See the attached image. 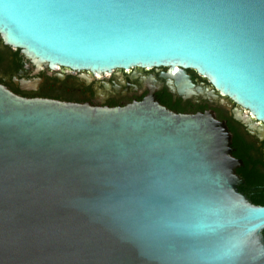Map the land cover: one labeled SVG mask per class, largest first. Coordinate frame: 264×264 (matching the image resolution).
Returning <instances> with one entry per match:
<instances>
[{"label":"water","instance_id":"obj_1","mask_svg":"<svg viewBox=\"0 0 264 264\" xmlns=\"http://www.w3.org/2000/svg\"><path fill=\"white\" fill-rule=\"evenodd\" d=\"M0 36L51 67L195 68L264 134V0H0ZM231 143L213 114L150 97L0 84V264H264V197Z\"/></svg>","mask_w":264,"mask_h":264},{"label":"flooded vegetation","instance_id":"obj_2","mask_svg":"<svg viewBox=\"0 0 264 264\" xmlns=\"http://www.w3.org/2000/svg\"><path fill=\"white\" fill-rule=\"evenodd\" d=\"M181 76L185 85L180 82ZM0 84L28 98L115 107L150 97L176 113L213 114L227 125L232 143L234 137L243 142L240 150L235 147L232 151L242 161L235 171L243 190L253 189L244 172L255 169L264 176V134L250 130L237 119L236 104L210 86L208 78L195 68L174 71L170 66H129L96 72L60 65L51 67L36 63L22 49L5 44L0 36Z\"/></svg>","mask_w":264,"mask_h":264},{"label":"trees","instance_id":"obj_3","mask_svg":"<svg viewBox=\"0 0 264 264\" xmlns=\"http://www.w3.org/2000/svg\"><path fill=\"white\" fill-rule=\"evenodd\" d=\"M232 145H235L237 150H240L243 142L238 137H234ZM244 174L247 179L248 185L253 186V189L249 188L251 190L250 193L259 197H264V176L258 173V171L255 169L244 172Z\"/></svg>","mask_w":264,"mask_h":264},{"label":"bare ground","instance_id":"obj_4","mask_svg":"<svg viewBox=\"0 0 264 264\" xmlns=\"http://www.w3.org/2000/svg\"><path fill=\"white\" fill-rule=\"evenodd\" d=\"M253 116V115H252ZM261 123V122H260ZM259 128H260V126L259 125H257V130L259 131ZM261 129V128H260Z\"/></svg>","mask_w":264,"mask_h":264}]
</instances>
